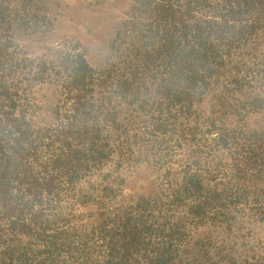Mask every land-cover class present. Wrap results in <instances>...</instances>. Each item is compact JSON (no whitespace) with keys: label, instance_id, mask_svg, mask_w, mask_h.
I'll list each match as a JSON object with an SVG mask.
<instances>
[{"label":"trees","instance_id":"trees-1","mask_svg":"<svg viewBox=\"0 0 264 264\" xmlns=\"http://www.w3.org/2000/svg\"><path fill=\"white\" fill-rule=\"evenodd\" d=\"M154 2L151 14L159 22L134 33L130 45L125 43L123 69L111 64L94 83L95 70L83 55L60 60L68 72L63 85L72 106L58 129L41 126L43 119L36 120L19 85L6 80L21 64L3 57L9 46L0 45V264H182L186 220L228 222L246 204L264 220V138L257 140L256 134L231 164L225 182L214 186L210 176L192 174L171 184L169 199L180 212L175 220L146 221L143 214L126 211L118 221L94 230L96 238L79 240L70 220L68 224L62 214L47 210L46 203L58 196L63 183L74 184L104 164L108 143L103 140L128 135L118 115L129 108V99L168 116L175 109L181 115L192 112L222 79L236 81V50L258 36V27L264 29V0ZM198 12L207 19L192 21ZM129 54L135 60L131 70L137 68L132 74ZM47 67L43 59L36 63L33 78L40 84ZM262 73L264 79V68ZM92 83L104 91L96 102L91 99ZM226 99H219L222 109ZM115 100L125 106L117 110ZM253 103L264 109V95L238 106L247 109ZM218 143L222 149L226 140ZM143 201L150 200L141 197V206ZM48 211L54 213L52 220ZM96 240L101 244L97 261L96 254H88L95 252L91 243Z\"/></svg>","mask_w":264,"mask_h":264},{"label":"rangeland","instance_id":"rangeland-1","mask_svg":"<svg viewBox=\"0 0 264 264\" xmlns=\"http://www.w3.org/2000/svg\"><path fill=\"white\" fill-rule=\"evenodd\" d=\"M155 4L153 0H0V45L9 46L3 57L21 64L6 80L19 85L36 120L43 119L41 126L58 129L72 106L63 85L68 72L60 60L83 55L95 70L94 83L111 64L123 69L125 43L130 45L134 33L159 22L151 14L150 6ZM204 19L198 12L192 21ZM257 33L236 50L240 61L236 81L222 79L192 112L181 115L175 109L168 116L129 99V108L118 115L128 135L103 140L108 143L104 164L89 169L74 184L63 183L58 196L46 203L47 210L53 208L68 224L70 220L75 238L90 235L93 239L97 237L92 236L94 230L118 221L126 211L143 214L146 221L175 220L180 212L169 199L171 184L192 174L210 176L214 186L225 182L231 164L243 156L248 139L254 134L257 140L264 138L261 104L253 103L247 109L238 106L264 95V29L258 27ZM41 59L48 66L43 84L33 78ZM134 61L129 54V74L137 69L131 70ZM92 86L91 99L96 102L104 91ZM220 97L227 98L225 109L219 105ZM114 106L121 110L125 102L115 100ZM224 139L226 145L220 149L218 141ZM141 197L150 201L141 206ZM250 205L233 211L228 222L183 220L187 232L182 264H264V220ZM53 212L46 213L50 220ZM91 245L95 252L88 254H96L97 261L100 240Z\"/></svg>","mask_w":264,"mask_h":264}]
</instances>
